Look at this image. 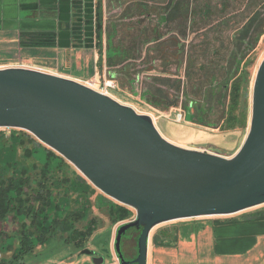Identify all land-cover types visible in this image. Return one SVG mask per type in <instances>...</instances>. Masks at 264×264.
<instances>
[{
    "label": "rangeland",
    "instance_id": "1",
    "mask_svg": "<svg viewBox=\"0 0 264 264\" xmlns=\"http://www.w3.org/2000/svg\"><path fill=\"white\" fill-rule=\"evenodd\" d=\"M134 1L137 0L129 1L131 6ZM185 1L188 3L187 10L173 14L162 12L160 18L156 15L153 17V13L148 12L142 18L144 13L132 11L130 5L122 15L109 14V21L119 28L114 31L115 35L111 45H107V51L113 61L122 57L118 61L120 66L123 65L122 71L132 74L134 94H144L150 84L154 89L158 88L155 87L156 84H162V101L166 107L159 109L164 116L155 125L165 139L185 149H204L232 158L241 149L250 129L253 88L264 59V0ZM126 19L128 20L125 21ZM148 21L160 29L156 27V33L149 31L150 34L146 31L149 40H140L141 27ZM112 29L109 27L108 32L112 33ZM31 55L41 58L39 51H33ZM7 62L0 59V69L6 67ZM28 65L35 66L31 63ZM150 66H155L157 72L152 74L150 68L149 74L147 68ZM239 77L241 94L239 103L234 105L229 100V88L234 83L232 79ZM152 88L147 91L152 93ZM110 94L115 97L124 95L121 89L111 90ZM153 101L155 102L152 100L151 103L154 105ZM136 107L140 114L154 112L137 102ZM191 112L195 123L201 125L197 127L198 130L196 126L187 123L185 115ZM228 112L231 114L228 115ZM154 114L158 116L159 113ZM178 115L183 116L182 122L177 120ZM12 135H18L23 140L17 152V167L27 170L29 183L25 193L30 206L37 207L36 193L43 181L40 163H47L48 151L52 150L30 133L12 129H0L1 145L9 147ZM34 147H37V151L33 159L26 153ZM56 156L58 158L51 160L54 166L57 167L62 159L64 161L60 170L53 171L51 177L56 184L54 186L51 182L48 183L49 188L57 201L63 199L68 202V208L72 212L80 208L81 202L88 205L91 210L87 220H95L97 230L81 248L68 245L66 236L55 233L44 246L36 245L25 258L24 264H96L101 260V264L112 263V260L119 264L114 251L116 232L120 225L133 221L136 212L131 209L134 213L131 219L114 225L107 209L110 202H116L94 187L63 157L58 154ZM13 172L9 167L5 173L0 171V175L10 178ZM77 178H82L80 189L87 191L81 195L83 201L67 187L68 182ZM85 198H88V202ZM244 213L249 212L242 214ZM231 217L233 216L211 219ZM30 219L31 217L28 221ZM28 225V222L24 224L18 220L16 212L9 213L4 219L0 217V264H5L4 261L8 263L7 259L12 256V252L4 247L6 240L11 238L9 241L13 243L16 238L14 248L17 249ZM84 226L85 224H80L77 228ZM160 227H168V224ZM138 236V232L132 231L124 237L123 252L129 261L137 257Z\"/></svg>",
    "mask_w": 264,
    "mask_h": 264
},
{
    "label": "water",
    "instance_id": "2",
    "mask_svg": "<svg viewBox=\"0 0 264 264\" xmlns=\"http://www.w3.org/2000/svg\"><path fill=\"white\" fill-rule=\"evenodd\" d=\"M0 129L30 133L136 212L116 232L120 264H148L151 232L162 224L264 205V59L249 133L232 158L176 146L150 115L80 82L23 67L0 69ZM132 229L140 234L129 261L123 240Z\"/></svg>",
    "mask_w": 264,
    "mask_h": 264
},
{
    "label": "crops",
    "instance_id": "3",
    "mask_svg": "<svg viewBox=\"0 0 264 264\" xmlns=\"http://www.w3.org/2000/svg\"><path fill=\"white\" fill-rule=\"evenodd\" d=\"M129 1L102 0L104 35L101 42L96 34L99 0H0V59L8 61L3 68L39 70L85 85L89 82L101 85L108 72L109 77L121 85L118 89L124 94L112 97L134 109H138L137 102L159 113L158 116L154 112L142 113L158 123L164 116L159 109L166 107L162 101V84H156L157 89L150 84L148 89L152 88V93L146 89L142 95L134 94L132 74L122 71L123 65L120 66L118 61L122 57L113 61L107 51L114 31L119 28L109 21L108 15H122L131 4ZM131 8L144 13L142 18L147 12L160 18L162 12L173 14L187 10L188 3L185 0H137ZM109 27L113 28L112 33L108 32ZM156 27L149 21L144 23L140 40H149L146 31L156 33ZM33 51H39L41 58L32 56ZM28 63L35 66L30 67ZM149 70L152 74L157 72L155 66L147 68L150 74ZM152 100H155L154 105ZM185 117L187 123L198 130L201 125L195 123L193 113ZM199 151L223 156L209 150ZM250 210L244 211L249 213L231 215V219L204 217L156 227L150 235L148 264H264V205ZM109 264L116 263L112 260Z\"/></svg>",
    "mask_w": 264,
    "mask_h": 264
},
{
    "label": "trees",
    "instance_id": "4",
    "mask_svg": "<svg viewBox=\"0 0 264 264\" xmlns=\"http://www.w3.org/2000/svg\"><path fill=\"white\" fill-rule=\"evenodd\" d=\"M103 24V2L99 0L96 11V34L101 42L104 35ZM232 80L234 83L232 86L230 85V88L228 87L229 100L235 105L236 102L239 103L240 99L241 87L239 83L241 80L240 77ZM229 114L231 112H228ZM10 140L11 145L9 147H5L0 143V171L5 173L9 167L14 171L10 178L0 175V217L4 219L9 213L16 212L18 220L24 222V224L28 222L29 225L25 227V234L23 232L18 242L20 249L19 247L17 249L14 248L17 242L16 238L13 243L9 241L11 238L6 240L4 247H7L12 252V256L11 259H7L8 263L5 261L3 263L24 264L25 258L36 248V245L44 246L54 237L55 233L66 236V243L68 245L73 244L76 248L83 247L97 230L96 221L87 220L91 210L90 207L81 202L80 208L72 212L68 208V202L66 200L63 201V199H58L57 201L53 191L48 186L50 182L55 186L56 182L52 179L51 175L54 170H60L61 163L64 160L62 159L57 168L51 163V160L52 158H58V156L53 151H48L47 163H40L43 181L40 183V188L36 193L35 201L37 202V207H34V205L30 206V201L25 193L29 183L28 172L25 168L18 169L16 162L18 148L23 143V140L18 135H12ZM36 151L37 147H34L26 154L34 159ZM81 180L82 178L80 180L77 178L73 182H68L67 187L74 195L78 194V198L83 201L81 195L86 194L87 191L80 189L79 183ZM85 200L88 202V198H85ZM107 212L114 225L129 220L134 216L130 208L114 202H110ZM29 217H31L30 221H28ZM80 224H85V226L81 229L77 228ZM29 227L30 229H28ZM27 230H31L32 232H28ZM132 231L136 230L132 229L129 232ZM138 233L140 234V232Z\"/></svg>",
    "mask_w": 264,
    "mask_h": 264
},
{
    "label": "built area",
    "instance_id": "5",
    "mask_svg": "<svg viewBox=\"0 0 264 264\" xmlns=\"http://www.w3.org/2000/svg\"><path fill=\"white\" fill-rule=\"evenodd\" d=\"M86 85L89 86L90 88L94 89V90H97V91H99V92H101L103 94H106V95L112 97V95L110 94V91L118 89V85L119 84L114 78L109 77L108 72H107L106 73V77L103 78V82H102L101 85H97L94 82H89ZM182 119H183V116L182 115H178L177 120L179 122H182Z\"/></svg>",
    "mask_w": 264,
    "mask_h": 264
}]
</instances>
